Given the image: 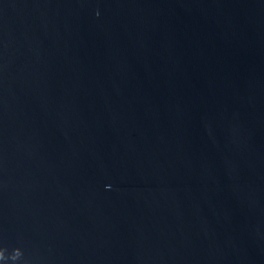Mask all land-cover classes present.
<instances>
[{"label":"water","instance_id":"95a60500","mask_svg":"<svg viewBox=\"0 0 264 264\" xmlns=\"http://www.w3.org/2000/svg\"><path fill=\"white\" fill-rule=\"evenodd\" d=\"M0 264H264V0H0Z\"/></svg>","mask_w":264,"mask_h":264}]
</instances>
